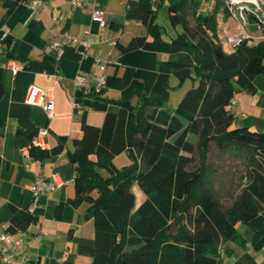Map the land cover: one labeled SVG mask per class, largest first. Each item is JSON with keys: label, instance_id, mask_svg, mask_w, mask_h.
<instances>
[{"label": "trees", "instance_id": "trees-1", "mask_svg": "<svg viewBox=\"0 0 264 264\" xmlns=\"http://www.w3.org/2000/svg\"><path fill=\"white\" fill-rule=\"evenodd\" d=\"M21 1L4 4L11 7ZM153 2L128 0L122 20L112 26L121 28L125 20H137L150 36L160 39ZM169 3L171 25L179 28L172 38L178 51L159 61L151 92L135 90L126 97L127 104L115 106L97 94H86L92 107L105 113L104 121L91 124L84 112L82 136L67 151L76 169L75 196L67 202H88L94 222L91 264H221L225 241L246 242L239 223L253 229L254 249L264 247V130L236 125L232 105L238 88L255 93L254 80L264 74V0ZM239 12L257 38L250 43V38L241 37L234 51L226 52L220 40L221 18ZM146 39L139 35L117 46L126 52L143 46ZM171 76L178 79V87L187 79L193 81L176 107L169 105ZM5 92L0 71V98ZM212 143L247 162L245 183L226 190L228 203L222 200L226 174L218 176L208 160ZM63 149L62 143L50 149L32 143L29 155L56 157ZM123 152L130 162L118 167L115 158ZM1 162L0 154V168ZM135 184L145 193L140 204ZM65 203L60 202L57 210ZM10 208L11 233L25 232L39 220L29 208Z\"/></svg>", "mask_w": 264, "mask_h": 264}, {"label": "crops", "instance_id": "crops-1", "mask_svg": "<svg viewBox=\"0 0 264 264\" xmlns=\"http://www.w3.org/2000/svg\"><path fill=\"white\" fill-rule=\"evenodd\" d=\"M169 4V0L153 2L162 30L161 38L154 39L137 20H125L121 28L112 26L125 15V0H83L80 7H73L69 0H24L7 7L0 0V71L6 88L0 98V224L9 225L12 205L29 208L38 216V222L27 231L11 233L12 240L26 241L28 257L24 264L92 263L95 229L89 204L67 202L75 196L76 171L67 151L82 136L83 113L94 125L103 123L105 113L92 107L86 95L89 93L76 85L75 78L78 74L103 73L104 87L90 93L106 98L112 106L122 104L119 100L135 90L148 95L159 61L178 51L172 38L179 28L171 25ZM94 9L108 19L105 26L93 19ZM226 22L227 34L235 39L232 33L236 23L226 17L221 18L220 34ZM67 33L79 40L89 37L92 42L85 46L68 40ZM139 35L147 36L143 46L126 52L117 46V42L126 44ZM54 42L63 43L61 55L47 50ZM11 60L22 65L16 73L7 67ZM170 82L176 86L178 79L171 76ZM254 83L255 93L242 88L235 92V124L264 130V75L256 76ZM32 86L44 91L39 103L28 101ZM49 101L53 104L51 112L45 107ZM32 143L46 149L62 143L64 149L56 157L36 159L29 155ZM53 176L61 183L35 201L32 186L36 179ZM60 202L66 203L58 211ZM238 230L246 242L225 241L220 247L221 264H264V247L256 250L251 245L253 229L239 223Z\"/></svg>", "mask_w": 264, "mask_h": 264}, {"label": "built area", "instance_id": "built-area-1", "mask_svg": "<svg viewBox=\"0 0 264 264\" xmlns=\"http://www.w3.org/2000/svg\"><path fill=\"white\" fill-rule=\"evenodd\" d=\"M69 1L73 7H80L83 4V0H69ZM237 1L242 2L243 0H237ZM125 2L127 3L128 0H125ZM92 17L101 26L106 25V17L104 16V13L102 11L94 9L92 12ZM236 18L238 19L239 26L241 28V35L238 38V40L241 37H247L250 38L249 42L252 43V38L253 39L257 38L256 34L254 35L247 29L246 20L241 12H239L236 15ZM66 38L68 40H76L84 44L85 46H88L92 42L89 37L79 40L75 37H72L68 33L66 34ZM47 50L49 52L55 51L58 55H61L63 53V43L54 42L48 47ZM7 67L10 68L14 73H16L19 69L22 68V65L16 61L11 60L7 63ZM75 83L77 86L81 87L83 90H85L88 93H90L92 90L99 92L105 85V75L103 73L78 74L75 78ZM43 95H44V91L42 89L36 86H32L29 90L28 101L31 103H39ZM235 103L236 102L233 99L232 105L234 106ZM45 107L49 112H51L53 108L52 102L51 101L47 102L45 104ZM43 132L44 131H40L39 134ZM60 183H61L60 180L56 176H53L52 178L39 177L38 179H36V181L32 186V191L34 194L35 201H37L42 194L54 190ZM3 227L4 229L1 230V228ZM26 246L27 244L24 238L12 240L11 232L7 230L6 226L0 224V264H24L27 261V257H28L26 252Z\"/></svg>", "mask_w": 264, "mask_h": 264}, {"label": "rangeland", "instance_id": "rangeland-1", "mask_svg": "<svg viewBox=\"0 0 264 264\" xmlns=\"http://www.w3.org/2000/svg\"><path fill=\"white\" fill-rule=\"evenodd\" d=\"M248 0H243L241 3H245ZM253 3V0H250ZM257 1V3L262 2V0H255ZM228 20L232 22L235 21V26H236V31H234L233 36H236L235 39H231L229 34H227V28L229 27L228 22L225 23V26L223 25V29L221 31L220 34V40L224 43V49L226 52H233L234 50V45L236 43L237 36L241 35V28L239 26V21L234 17L231 16L228 18ZM247 29L250 32H253V30L251 29L250 26H247ZM254 34V33H253ZM255 35V34H254ZM264 75V74H262ZM192 81V79H187L186 83L182 86V87H178V84L174 87V85L171 83V86L173 87L170 91V96H169V105L170 106H174L176 107L178 105V103L180 102L182 96L185 94L186 90L188 88L191 87V85L193 83H190V81ZM193 82V81H192ZM178 83V82H177ZM186 88V89H185ZM185 89V91L183 92V95H181L180 99H178L177 97L179 96V94H181V90ZM122 104H127L128 100L125 99H120L119 100ZM119 155L120 158H117L115 160V163L118 167H122L125 164H128L130 162V158L128 156V154L126 152H123ZM196 156V162H195V166L198 165V160H197V154ZM208 160L210 162H213L215 167H217L218 169V176L223 174H226V178H224V182L226 183V187L223 191L224 193V197L222 198V200L226 203L230 202L231 199L228 196V194H226V190L229 187H232L234 189H236V187L242 183H245L246 178L245 175L248 171V167H247V162L245 159L238 157L228 151H221L218 149V147L216 146L215 143H212L211 148H210V153H209V158ZM218 186V184H217ZM239 187V186H238ZM134 192L136 195V203L140 204L142 202V200L145 198V193L144 191L140 188V186H138L137 184H135L134 186Z\"/></svg>", "mask_w": 264, "mask_h": 264}]
</instances>
